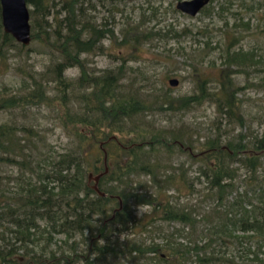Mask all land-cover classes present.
<instances>
[{"label": "trees", "instance_id": "1", "mask_svg": "<svg viewBox=\"0 0 264 264\" xmlns=\"http://www.w3.org/2000/svg\"><path fill=\"white\" fill-rule=\"evenodd\" d=\"M25 1L33 7L28 11L30 40L48 46L59 56L47 71L55 83L61 122L70 125L71 142L51 155L46 148L36 145V140H43L31 126L0 122V167L17 168L12 179L0 170V264L15 260L17 263L16 250L20 248L24 251L23 264H60L55 250L49 247L51 233L64 235L66 242L62 241V246L66 243L72 256L76 253L75 242H67L78 235L85 243V251L94 254L91 264L98 259L102 264H112L108 260L126 257L134 262L140 258L144 264H264V199L258 197L259 204L252 202L255 195L264 192V185H252L256 180V157L249 152L239 160L245 170L241 178L245 187L238 192L239 176L231 164L247 147L228 140L222 144L218 133L220 119L225 118L228 123V119H234L235 100L229 86L219 82L217 91L209 88L206 92L204 85L209 80L203 78L195 86L199 93L176 99L178 109L189 101H212L220 114L213 127L214 137L206 136L199 143L203 148L192 156L187 150L188 147L191 151L192 144L186 127L165 132L149 130L150 124L137 122L134 115L146 110L143 107L147 105L144 100L116 92L117 73L110 70L86 78L81 69L80 79L85 81L79 80L78 86L63 76L68 67L81 68L79 55L90 52L104 31L110 32L100 30L83 16L81 4L86 0H64L58 7L54 2L47 4V0ZM227 5L231 6L230 0H223L218 8L222 11ZM243 25L247 28V23ZM121 33L124 38L131 33L134 42L155 34L150 29L141 30L139 24L129 25ZM237 40L232 36L222 49V63L227 67L236 65L237 58L246 55L234 47ZM12 47L28 49L4 33L0 24V65H6L5 55ZM30 86L18 98L6 95L5 85L0 83V112L24 102L43 101L45 90L34 83ZM73 87H81L77 99L72 97ZM74 102L78 106H68ZM172 104V98L166 94L153 103L165 105L167 110L176 109ZM262 119L264 122V115ZM233 121L243 122L240 116ZM261 143L259 138L255 139L252 149L261 148ZM175 144L178 150L190 153L194 161L202 164L194 176L195 180L202 179L201 189H194L195 181L189 182L182 164L174 168L162 163L160 154H170L171 145ZM89 173H100L96 187L103 195L92 188L94 181ZM142 176L147 177L144 182L139 180ZM10 181L12 190L5 187ZM182 188L187 192L184 199L188 202L184 204L179 202ZM138 205L148 208L139 218L134 213ZM163 222L168 224L167 228L161 227ZM142 231L155 233L159 242L154 238L119 239L120 235L127 237ZM38 240L44 248L36 254L32 247ZM62 252L60 257L65 261L69 254Z\"/></svg>", "mask_w": 264, "mask_h": 264}, {"label": "rangeland", "instance_id": "2", "mask_svg": "<svg viewBox=\"0 0 264 264\" xmlns=\"http://www.w3.org/2000/svg\"><path fill=\"white\" fill-rule=\"evenodd\" d=\"M62 1L64 0H47L46 3L54 2L58 7ZM176 1L178 0H86L82 2L83 16L85 15V18L100 30H110V32L104 31L103 36L90 52L79 55L81 68L68 67L64 70L63 76L72 82L73 86H78L79 80L85 81L80 79L81 69L86 73V78L90 75L99 76L110 70L117 73L119 80L116 92L119 95L126 94L144 100L143 103L147 105L143 107L146 110L134 115L135 118L137 117V122L150 124L149 130L157 128L165 132H171L172 128L177 130V128L186 127L192 144L190 151L192 156L203 148L199 143L206 136L209 138L213 136V127L219 122L220 114L212 101L200 103L189 101L178 109L176 99L199 93L195 86L203 78L209 80L206 83L208 87L204 85L206 92L209 88L213 92L217 91L219 82L225 83L232 91L235 100L232 110L234 119L240 116L243 122L239 124L230 118L228 123L225 118L220 119L218 133L221 135V142L224 144L228 140L247 147L238 153L231 164L236 168L235 171L239 176L236 178L237 191L245 187L241 182L245 170L239 160L245 159L249 152L254 153L257 165L256 180L252 182V185L257 183L264 185V122L262 119L264 115V2L262 0H230L231 6L227 5L220 11L218 5L223 0H211L204 11L188 16L176 10ZM28 8L33 7L28 5ZM235 12L238 14L234 15ZM35 19L39 26H42L39 17L36 16ZM232 23L237 25L233 26ZM243 23H247V28ZM137 24L140 25L141 30L150 29L155 34L146 40L138 38L135 42L132 40L131 33L124 38L121 32L129 25ZM232 36L238 38L234 47L239 48L246 55L239 56L236 65L227 67L222 63V49ZM26 46L27 50L12 47L6 52V65H0V83L5 85L6 95L13 94L19 96L18 98L22 97L24 90L31 88L30 85L34 83L37 88L45 90V101L24 102L18 107L3 110L0 112V122L31 126L43 140V142L36 140V145L43 147L44 150L46 148L51 155H54L71 142L68 129L70 125L66 126L67 123L63 121L64 126L61 122L62 110L57 107L60 106V102L56 100L55 83L51 73L47 71L51 62L59 59V56L35 39L30 40ZM172 78L177 81L174 86L168 84V80ZM81 92V87H73L72 97L77 99ZM163 94L172 98V106L176 109L167 110L165 105H153L163 97ZM68 106L74 108L78 105L74 102ZM74 111L75 109L71 110L72 113ZM239 134L242 135L241 138L238 137ZM257 138L262 142L261 148L252 149L251 143ZM185 139L188 137L185 136ZM177 146L178 144L171 145L170 154H160L162 163L164 166L170 164L174 168L182 164L183 168L187 169L189 182L194 184L195 181L194 189H201L204 187L202 179L194 178L195 175L197 176L195 171L200 162L194 161L190 153L178 150ZM0 170L4 175H10L12 179L17 168L4 165L0 167ZM146 179L147 177L142 176L139 180L144 182ZM5 187L12 190L13 181L8 182ZM234 193L232 192V195ZM186 194L187 192L185 193L182 188L180 203L188 202L184 199ZM258 197L264 199V192L252 198L253 204H259ZM143 206L139 215H137V207L135 208L134 213L137 218L148 211L147 206ZM6 226L10 225L6 224ZM167 226L168 224L161 223V227L167 228ZM173 226L178 225L173 224ZM135 234H128L127 237L120 235L119 239L146 238L147 241L149 238H154L156 242H159L158 236L153 232L142 231ZM51 236L52 241L49 247L55 250L56 259L59 258L60 264H66L65 262L91 264L94 260L92 259L94 254L85 251V243L78 235L74 239L69 238L67 242L68 245L72 241L75 242V256H72L71 249H66V243L62 246V241H65L63 234L51 233ZM7 237H11L9 233ZM35 244L36 246L32 248L38 254L43 250L44 244L39 240ZM58 245L62 248L58 249ZM28 248H31V245H28ZM62 249L65 251L62 252ZM61 252L69 254L65 257V261L60 257ZM23 253L22 248L17 249L18 255L15 254V258L22 256ZM108 261L112 264H144L145 262L140 258L134 262L127 257ZM17 263L15 260L9 264ZM94 263L102 264V261L98 259Z\"/></svg>", "mask_w": 264, "mask_h": 264}, {"label": "water", "instance_id": "3", "mask_svg": "<svg viewBox=\"0 0 264 264\" xmlns=\"http://www.w3.org/2000/svg\"><path fill=\"white\" fill-rule=\"evenodd\" d=\"M209 0H178L175 3L176 10L194 16L199 10L207 5ZM25 0H0V24L4 33L9 34L17 43L26 46L30 42L29 10ZM176 79L168 80V84L174 86ZM106 168H104V171ZM99 174L94 176L88 174L94 181L92 188L100 195H103L96 187Z\"/></svg>", "mask_w": 264, "mask_h": 264}, {"label": "clouds", "instance_id": "4", "mask_svg": "<svg viewBox=\"0 0 264 264\" xmlns=\"http://www.w3.org/2000/svg\"><path fill=\"white\" fill-rule=\"evenodd\" d=\"M144 206L143 205H138L137 206V215H139L141 213V211L143 210ZM95 257L93 256L92 259H94Z\"/></svg>", "mask_w": 264, "mask_h": 264}, {"label": "flooded vegetation", "instance_id": "5", "mask_svg": "<svg viewBox=\"0 0 264 264\" xmlns=\"http://www.w3.org/2000/svg\"><path fill=\"white\" fill-rule=\"evenodd\" d=\"M183 148H184V147H183ZM187 150L190 152V149H189L188 147H187ZM17 260H18V263H19V264H22V262L24 261V259H23L22 256H18Z\"/></svg>", "mask_w": 264, "mask_h": 264}]
</instances>
